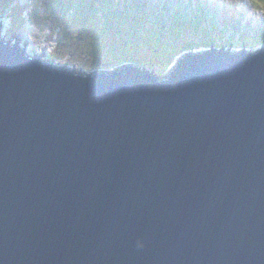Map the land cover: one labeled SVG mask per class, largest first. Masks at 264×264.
<instances>
[{
	"label": "water",
	"instance_id": "obj_1",
	"mask_svg": "<svg viewBox=\"0 0 264 264\" xmlns=\"http://www.w3.org/2000/svg\"><path fill=\"white\" fill-rule=\"evenodd\" d=\"M42 57L0 30V264H264V43Z\"/></svg>",
	"mask_w": 264,
	"mask_h": 264
},
{
	"label": "rangeland",
	"instance_id": "obj_2",
	"mask_svg": "<svg viewBox=\"0 0 264 264\" xmlns=\"http://www.w3.org/2000/svg\"><path fill=\"white\" fill-rule=\"evenodd\" d=\"M181 1L188 4L189 7L190 4H192V6L198 4L197 6L202 7V9L206 11L207 16H215L216 24L214 25V29L211 30L210 37L214 39L219 46L221 45L222 48L227 49V51L236 52L252 49L258 51L263 49L264 11L260 10L256 0H189L188 2H184V0H171L168 2V16H172L173 12L179 8L177 2L183 4ZM165 3V0H117L111 4V8L114 11L123 12L126 7L129 8L131 12L136 7V12L140 11L142 12V15L136 13V15L141 16L138 18L130 15V19L126 20V22H123V25L119 26L120 30L117 28L119 33L115 34L117 36L112 40L109 49L138 48L137 44V47H133V44L135 43H130L132 39H126L125 35H129V32L126 31L128 27L139 28V33L142 36L141 38H145V41L150 44L146 49H142V45L140 44V49H138L140 52L137 53L138 58L142 62L140 67L157 77L165 76L182 55L195 50L201 51L203 49H208L196 48L193 50L194 48H192L188 50V48H183L185 51L176 58H173V54L168 56L166 54V56L162 57V54L158 50L159 43H162L161 46L163 48L168 49L166 47V42L163 43L164 41L160 40L162 36L156 34V32L152 30L159 29L162 35V29L158 26L155 27L153 21L155 20V16L160 13L159 11ZM14 7H19L20 10H15L13 9ZM93 8H96L95 4ZM36 9L34 2L31 4L29 3V0H14V2L11 0H0V30L2 31V36L14 43H20L22 46H26L28 53L31 55H43V59L51 60L55 66L86 73H93L101 70L98 68H96V70L91 67L87 59H81L84 53H88L87 50H82L83 47L81 44L83 40L86 39V41H88L91 39L89 33L91 36L95 37L93 35L94 31L90 29V26H88L86 30L85 28L81 30L76 21L79 19H76L74 15L69 13L67 16V20L70 22L67 23V27L69 25V32L67 33L65 28L60 31L61 25L64 24V18L60 19L61 17L52 10L50 11L47 9L45 11L41 9V13L45 19H43L42 27H39L36 24L34 25L31 21L30 11H35ZM36 11L38 12L40 9ZM50 19L54 21H50ZM74 19L75 21H73ZM135 19L141 22L135 24L133 22ZM150 21L153 23V29H150L152 27ZM117 23L120 24L122 22ZM222 25L228 26V30L220 32ZM236 27L238 29V34L240 35L238 36L239 42L242 37L245 36L242 45H231L233 44L230 42L232 28ZM198 29L199 28L193 26L191 30L188 28L184 34H181V36L189 34L190 37L187 38L186 35V38H183V42L194 41L195 43H198V37L204 34L201 29H199L200 32H196ZM156 35L158 37H155ZM97 36L95 39L93 38V47L99 48L100 45L98 42L100 39L99 37L97 38ZM65 46L69 47V49ZM67 52L72 53L73 55L67 54ZM68 55H70V57ZM72 57H75V60L72 59ZM122 62L124 65L135 64V62H127V60H122ZM104 69L107 70L103 71L111 70L109 68Z\"/></svg>",
	"mask_w": 264,
	"mask_h": 264
},
{
	"label": "trees",
	"instance_id": "obj_3",
	"mask_svg": "<svg viewBox=\"0 0 264 264\" xmlns=\"http://www.w3.org/2000/svg\"><path fill=\"white\" fill-rule=\"evenodd\" d=\"M11 1L14 2V0ZM115 1L117 0H51V1L29 0V3L31 4L34 2V6L35 8H37L36 10L40 9V11L38 12L35 10L36 14L35 11H30L31 19H32L31 21L33 22V24L42 27L43 19H45V17L42 15L41 9L45 11L49 9L50 11L52 10L53 12L57 13L58 16L61 17L60 19L64 18V24L61 25L60 31H62L63 28H65V31L68 33L69 25L67 27V23L70 22H68L67 16L70 13L74 15L76 19H79L76 21L78 22V25L81 28V30H83L84 28L86 30L88 26H90L91 27L90 29L94 31L93 35L95 37L91 36V34L89 33L91 39L88 41L84 39L81 44L83 47L82 50L88 51V53L83 54V57H81V59L83 60L87 59L91 67L95 69L98 68L101 70H107L104 68L120 69L124 67L122 60H127V62H132V63L135 62L136 65L140 66L142 62L137 55V53L140 52V50H138L140 49V44L142 45L141 47L142 49L143 48L146 49V47L149 46L150 44L145 41V38L143 39L141 38L142 36L139 33V28L128 27L127 30L125 28V30L129 32V35H125L126 39H132L130 43L131 42L135 43V44L132 43L133 47H137L136 46L137 44L138 48L133 49L130 46L131 48H119V49L113 48L112 50L109 49L112 40L117 36L115 34L119 33V31H117V28L120 30L119 26L123 25V22H126V20H129L131 17L130 15L135 16L137 18L141 17L138 15H142V12L140 11L136 12L137 10L136 7L131 12L129 8L126 7L123 10V12L114 11L111 8V4ZM169 1L171 0H165L166 3L159 11L160 13H158L155 16V20L153 21L155 27L158 26L162 29L161 30L162 35L159 29L152 31H155L156 34L162 36L160 40L164 41L163 43L166 42V47L168 48V49L163 48L161 46L162 43H159L158 50L162 54V57L166 56V54L167 56L173 54V58H176L178 55H180L182 52L185 51L183 50V48H188V50L194 48L193 50H195L196 48H200V49L210 48L212 45L216 47H221V45L219 46L217 42L210 37L211 30L214 29V25L216 24V18L214 15L207 16L206 11L202 9V7L197 6L198 4H196L195 6H192V4H190L189 7L188 4L183 3V1H181L183 4H179L180 2H177L179 8L176 9L175 12H173L172 16H168ZM188 1L189 0H184V2H188ZM94 4L96 6L95 9L93 8ZM13 9L16 10L19 9V7H14ZM136 13L138 15H136ZM50 21H54V20L50 19ZM73 21H75V19ZM117 22H122V23L119 24ZM133 22L135 24L136 23L138 24L141 21H137L135 19L133 20ZM150 25L152 26L153 23H151ZM193 26L201 29L204 34L198 37L199 38L197 40L198 43H195L194 41L184 43L183 38H186V35L187 38L190 37L189 34H185V36L184 35L181 36V34H184L188 28L189 30H191ZM227 27L228 26L222 25L220 32L228 30ZM150 29H153V26ZM199 29L196 32H200ZM231 35L232 36L230 38V42L233 43L231 45L234 44L242 45V42H244L243 38L245 36H243L241 41L239 42L238 36L240 35L238 34L237 27L232 28ZM96 36L97 38L99 37L100 39L98 44L101 47L99 46V48L93 47V42ZM202 36H204L205 38ZM155 37L158 36L156 35ZM65 47L69 49V47L67 46ZM67 54L73 55L72 53H68V52ZM68 56L70 57V55ZM72 59L75 60V57H72Z\"/></svg>",
	"mask_w": 264,
	"mask_h": 264
},
{
	"label": "clouds",
	"instance_id": "obj_4",
	"mask_svg": "<svg viewBox=\"0 0 264 264\" xmlns=\"http://www.w3.org/2000/svg\"><path fill=\"white\" fill-rule=\"evenodd\" d=\"M256 3L258 4V7L260 8V10H262V11H264V0H256ZM35 25V24H34ZM9 30V29H8ZM21 45V44H20ZM22 46V45H21ZM263 46V45H262ZM22 47H25L26 48V46H22ZM216 47V46H215ZM217 48H222V47H217ZM209 49V48H208ZM26 50H27V48H26ZM195 51H200V50H195ZM28 52V51H27ZM45 60V59H44ZM48 60V59H47ZM177 63V62H176ZM175 66V65H174ZM173 66V67H174ZM140 67V66H139ZM172 67V68H173ZM66 69H68V68H66ZM112 70V69H111ZM97 72H104L103 70H99V71H95V72H93V73H97Z\"/></svg>",
	"mask_w": 264,
	"mask_h": 264
},
{
	"label": "bare ground",
	"instance_id": "obj_5",
	"mask_svg": "<svg viewBox=\"0 0 264 264\" xmlns=\"http://www.w3.org/2000/svg\"><path fill=\"white\" fill-rule=\"evenodd\" d=\"M217 48V47H216Z\"/></svg>",
	"mask_w": 264,
	"mask_h": 264
}]
</instances>
